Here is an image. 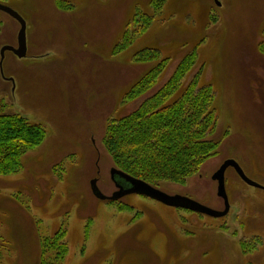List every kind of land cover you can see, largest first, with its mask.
Here are the masks:
<instances>
[{
    "label": "rangeland",
    "instance_id": "374dc122",
    "mask_svg": "<svg viewBox=\"0 0 264 264\" xmlns=\"http://www.w3.org/2000/svg\"><path fill=\"white\" fill-rule=\"evenodd\" d=\"M57 1L74 9L59 11ZM150 2L0 0L26 24V57L6 52L0 59V103L46 133L17 174L0 177V264H39V241L59 228L66 231L62 264H264V190L232 169L225 174L229 211L222 218L139 195L104 202L92 193L93 182L106 197L116 190L102 144L106 121L135 109L194 49L199 88L214 92L213 139L220 144L183 185L157 189L222 212L212 176L229 160L264 189V59L257 52L264 0H163L153 25L112 56L122 34L133 31L135 14H151ZM18 31L0 13V52L17 47ZM142 48L158 50L169 68L147 95L122 107V94L145 71L131 59Z\"/></svg>",
    "mask_w": 264,
    "mask_h": 264
},
{
    "label": "trees",
    "instance_id": "16d2710c",
    "mask_svg": "<svg viewBox=\"0 0 264 264\" xmlns=\"http://www.w3.org/2000/svg\"><path fill=\"white\" fill-rule=\"evenodd\" d=\"M57 2L59 11L74 9L69 1ZM151 2V14H135L130 23L133 31L122 34L113 46L112 56L130 48L136 37L153 25L154 17L162 11L163 0ZM257 52L264 59V29ZM131 59L145 71L122 94V107L147 95L170 64L158 50L150 48L135 51ZM196 65L194 49L178 61L167 81L135 109L122 110L106 121L102 144L116 170L153 188L161 183L183 185L216 155L220 140L213 139L217 127L211 109L215 96L211 87L199 88L202 69L197 70ZM45 134L42 126L8 113L7 105L0 103V177L17 174L22 158L43 142ZM65 236L66 231L59 228L52 236L41 238L39 264H62L67 255Z\"/></svg>",
    "mask_w": 264,
    "mask_h": 264
},
{
    "label": "water",
    "instance_id": "95a60500",
    "mask_svg": "<svg viewBox=\"0 0 264 264\" xmlns=\"http://www.w3.org/2000/svg\"><path fill=\"white\" fill-rule=\"evenodd\" d=\"M0 13L7 15L19 25V31L17 34V47L16 48L6 47L2 49L0 52L1 63L4 59V55L6 52L13 54V56L18 59L25 58L26 57L25 21L15 11L1 4H0ZM228 169H232L235 172V174L239 177V179L242 182H244L246 185L251 186L253 188L264 190L262 187L249 180L244 175L239 165L232 160L225 161L212 176V180L217 183V196L224 203V211L222 212L212 211L206 207L197 204L196 202L192 201L189 198H183L180 196H173L166 194L156 188L149 186L148 184L140 180L134 179L116 170L115 168H112L110 170L111 181L116 188V191L113 193L111 197H106L102 195L101 192H99V190L96 188L95 182L92 183L91 190L95 198L104 202H116L129 195H139L169 208L188 210L190 212L205 215L211 218H222L226 216L229 211V204L224 186L225 173Z\"/></svg>",
    "mask_w": 264,
    "mask_h": 264
},
{
    "label": "flooded vegetation",
    "instance_id": "af4514ba",
    "mask_svg": "<svg viewBox=\"0 0 264 264\" xmlns=\"http://www.w3.org/2000/svg\"><path fill=\"white\" fill-rule=\"evenodd\" d=\"M10 78L6 79V80H9ZM10 81V80H9ZM111 170V169H110ZM115 187V186H114ZM157 189V188H156ZM159 190V189H158ZM116 191V190H115ZM146 198V197H145Z\"/></svg>",
    "mask_w": 264,
    "mask_h": 264
},
{
    "label": "bare ground",
    "instance_id": "6f19581e",
    "mask_svg": "<svg viewBox=\"0 0 264 264\" xmlns=\"http://www.w3.org/2000/svg\"><path fill=\"white\" fill-rule=\"evenodd\" d=\"M226 174V173H225Z\"/></svg>",
    "mask_w": 264,
    "mask_h": 264
}]
</instances>
